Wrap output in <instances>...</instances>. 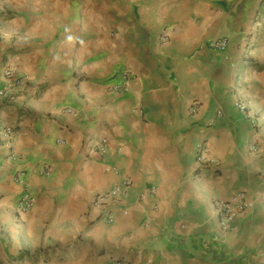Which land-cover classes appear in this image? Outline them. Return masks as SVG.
<instances>
[{"label": "crops", "instance_id": "obj_1", "mask_svg": "<svg viewBox=\"0 0 264 264\" xmlns=\"http://www.w3.org/2000/svg\"><path fill=\"white\" fill-rule=\"evenodd\" d=\"M124 180L108 222L91 200ZM238 191L223 230L214 202ZM117 259L264 264V0H0V264Z\"/></svg>", "mask_w": 264, "mask_h": 264}, {"label": "built area", "instance_id": "obj_2", "mask_svg": "<svg viewBox=\"0 0 264 264\" xmlns=\"http://www.w3.org/2000/svg\"><path fill=\"white\" fill-rule=\"evenodd\" d=\"M170 30L168 28H163L160 33V40L162 42H166L169 38ZM228 45V40L226 37H216L211 39L208 42V47L213 50H224ZM3 76L7 80L6 86H17L22 82L21 77L17 74L15 68L12 65L4 66L2 70ZM235 106L245 114H247L248 118L254 122V117L249 114L247 110L246 104L238 101L235 103ZM197 109V103L193 102L190 106V111L195 112ZM63 114H69L71 116H77V112L71 108L64 107L61 109ZM1 136L4 142L10 146L12 138L14 136V129L11 126H4L1 130ZM94 151L101 155H105L108 153L109 147L107 140L102 138L99 143L95 144L93 147ZM197 159L201 161L207 154V150L203 148L201 145H198L196 148ZM9 158L11 160H16L17 156L13 153H9ZM21 175V174H19ZM19 175L17 174L16 180L19 179ZM130 180H124L123 182L115 185L113 188L97 193L93 196L91 200V205L94 208L101 209L100 213L103 215L106 221H111L113 216L110 212L112 205L115 202L124 196L127 188L130 186ZM155 189L152 187L151 191L153 192ZM34 197L31 192L25 188L18 196L16 202V211L18 213H24L30 210L34 204ZM248 202L246 193L243 191H238L232 194L228 199H218L214 202V210L216 212L218 223L220 228L223 230H231L234 228V224L237 218L244 216L247 212ZM114 264H129V262L125 259H117L114 261Z\"/></svg>", "mask_w": 264, "mask_h": 264}, {"label": "trees", "instance_id": "obj_3", "mask_svg": "<svg viewBox=\"0 0 264 264\" xmlns=\"http://www.w3.org/2000/svg\"><path fill=\"white\" fill-rule=\"evenodd\" d=\"M42 250H37L32 254H29L28 252H21L15 259H21L24 256L28 257L29 259H32L33 261H36L40 254H42Z\"/></svg>", "mask_w": 264, "mask_h": 264}]
</instances>
